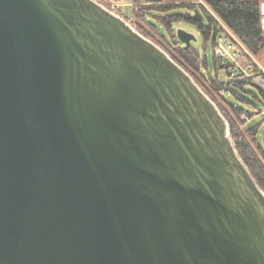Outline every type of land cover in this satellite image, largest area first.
Segmentation results:
<instances>
[{
  "label": "water",
  "instance_id": "obj_1",
  "mask_svg": "<svg viewBox=\"0 0 264 264\" xmlns=\"http://www.w3.org/2000/svg\"><path fill=\"white\" fill-rule=\"evenodd\" d=\"M0 264H264L225 117L97 0H0Z\"/></svg>",
  "mask_w": 264,
  "mask_h": 264
},
{
  "label": "trees",
  "instance_id": "obj_2",
  "mask_svg": "<svg viewBox=\"0 0 264 264\" xmlns=\"http://www.w3.org/2000/svg\"><path fill=\"white\" fill-rule=\"evenodd\" d=\"M264 0H130V24L162 48L216 104L228 122L238 155L264 191V120L254 116L264 110V72L230 75L214 53L225 26L252 55L264 49L261 4ZM127 19V18H126ZM193 25L200 47H186L176 35V25ZM247 60V58H245ZM264 67V57H262ZM255 88L261 93L259 97ZM262 103L263 107L258 103ZM247 106H253L247 107ZM257 109V110H256Z\"/></svg>",
  "mask_w": 264,
  "mask_h": 264
},
{
  "label": "rangeland",
  "instance_id": "obj_3",
  "mask_svg": "<svg viewBox=\"0 0 264 264\" xmlns=\"http://www.w3.org/2000/svg\"><path fill=\"white\" fill-rule=\"evenodd\" d=\"M100 3H103L104 5H106L107 7H110L111 9H113L115 12H119L121 14H123L129 21L131 19V9H130V0H97ZM224 30L222 31L223 33H221V35L223 36H228L232 41H234V43H237V45L241 48L242 50V59L240 60L239 64L243 65L245 63V58H247V60H250L253 62L254 65L259 66L260 69L264 70L263 67V61H262V57H264V49L261 51V53L259 55H252L246 48L245 46L240 42V40L234 36L225 26ZM176 28H183L188 32H191L192 34H194L196 36V39L194 41H191L192 43H195V45H197L198 47H200L201 44V38L199 36V33L197 32L196 28L191 25L188 24L186 22H180L176 25ZM219 35V36H221ZM261 87V89L264 90V83H261L259 85ZM255 92L259 97H262L261 93L258 91L257 88H255ZM259 106L263 107V104L260 102L258 103ZM247 107H252L253 106H247ZM257 110V109H256ZM264 120V110L261 111V113L257 114L254 116L253 120L255 121H259V120Z\"/></svg>",
  "mask_w": 264,
  "mask_h": 264
},
{
  "label": "built area",
  "instance_id": "obj_4",
  "mask_svg": "<svg viewBox=\"0 0 264 264\" xmlns=\"http://www.w3.org/2000/svg\"><path fill=\"white\" fill-rule=\"evenodd\" d=\"M119 14L122 17H125L123 14ZM261 15V24L264 30V2L261 4ZM214 52L221 60V64L228 67L231 75H236L240 72L245 75H249L254 70V64L250 60L245 61L243 65L239 64L243 56L242 50L237 43H234V41H232L228 36H218Z\"/></svg>",
  "mask_w": 264,
  "mask_h": 264
}]
</instances>
